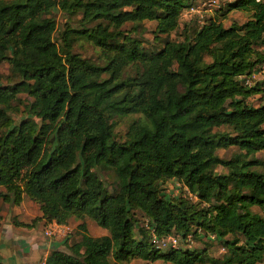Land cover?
Masks as SVG:
<instances>
[{"label":"trees","instance_id":"16d2710c","mask_svg":"<svg viewBox=\"0 0 264 264\" xmlns=\"http://www.w3.org/2000/svg\"><path fill=\"white\" fill-rule=\"evenodd\" d=\"M223 4L248 19L224 27L219 12L184 24L172 41L195 0H0L8 72L0 74V202L27 197L43 224L79 220L78 239L48 251L43 264H217L203 249L151 242L199 232L226 247L223 264L264 260V160L216 154L264 151V87L240 79L264 67V0ZM53 11L66 19L57 32ZM144 20L154 22V41L163 36L159 48L142 47ZM79 40L97 49L98 62L74 51ZM255 93L262 98L253 106ZM128 115L136 117L117 140L114 118ZM99 169L113 173L111 191ZM168 180L190 197L164 196ZM84 218L107 233L89 235Z\"/></svg>","mask_w":264,"mask_h":264},{"label":"rangeland","instance_id":"374dc122","mask_svg":"<svg viewBox=\"0 0 264 264\" xmlns=\"http://www.w3.org/2000/svg\"><path fill=\"white\" fill-rule=\"evenodd\" d=\"M195 2L197 5V6L195 5L196 6L195 10H198V12H195V11L187 12L186 10H183L178 20L179 27L168 35L169 40H172V41L179 40L180 41L184 37L185 33L182 30L184 24H186L187 26L189 25L188 29L190 27L194 28L195 26L201 25L204 18H207L209 16L211 17L215 16L219 12L225 11V17L220 18V21L224 27L228 26L231 22L241 24L248 19V14L246 12L239 11V10H226L225 4H223L225 1H221L219 3L218 7H220V10L218 11L215 10L218 7L207 8L206 6H203L202 4L203 0H195ZM52 16L56 23V32H57L62 29L63 23L66 21V19L64 15L60 13L59 11H53ZM75 18H78V16H75V17L72 16V18L69 19V24L72 23L75 20ZM198 20H201V21L198 22ZM128 26H129L128 24H125L122 26V28L125 29V28H128ZM142 27L144 28V31L141 32L140 34H136L141 39L142 47L145 49L146 48H149V49L159 48L162 44V41L160 38H162L163 36L162 37L160 36L159 39L156 41L153 40L152 30L154 28V22L144 20L142 22ZM56 32L53 34V38L55 41H58L59 38ZM263 47L264 45L258 46L257 49L262 50ZM73 48H74V51L78 52L82 57L89 58L90 60L94 62H98V58H97L98 51L91 44L79 40L74 43ZM207 62H208V58L204 57L203 61L199 64V66H203ZM132 71H133V68H129L127 69L126 72L130 73ZM7 73H8L7 63L5 62L0 63V74L4 76ZM1 81L4 82V79H1ZM248 83L250 86H253V84L255 83H259L260 87L261 86L264 87V67L263 66H259L255 68V70L251 73V75L248 76ZM18 97H19V101L16 103L17 107H16L15 112H13L15 116H19L20 114H22L21 113L22 107H21L20 102L25 100L24 94H19ZM261 98L262 97L260 93H255V94L250 95L247 98V102L250 105L256 106L261 102ZM135 117L136 116L128 115V116L121 117V118H114L113 132L117 140H123L125 138V132L127 130L129 122ZM216 154L222 158H230L233 155H239L240 158H245V157L250 158L251 156H253V157L264 160V151H257V152H253L250 154H245L243 153V151H239L237 148L232 147V146L218 149L216 151ZM217 170H220V168L218 167ZM97 173L100 179L102 180L103 184L111 191V189L114 187V184H115L113 173L105 169H99L97 170ZM161 193L164 194V196L166 197L176 198L178 196H182L185 198H189L188 194L183 192L182 188L179 187V184L173 180H168L166 183L162 184ZM33 204L34 206H32V208L29 210L30 214L33 215V218L31 217V215L29 217L30 219L32 218L30 223L31 222L35 223L36 221H38L39 220L38 217L40 216L38 204L34 202ZM0 208L4 209L6 211V215H8L9 214L8 210L12 208V204L7 203V202L5 203L0 202ZM250 210L256 214H261V210L256 206L250 207ZM136 218L138 219V224L140 223L142 224V219H141L142 217L139 215V213H136ZM0 219H1V216H0ZM78 222L79 220L70 219L68 221V224L72 228V230L70 231L71 233H69L62 240H58V241L56 240L55 242L51 241L55 245L51 246L50 250L58 249L62 251H67L66 245L71 243L74 240H77L79 237V232L76 231V227H75ZM83 222L85 223L87 233L91 236H99V235H103L107 233L105 229L97 226L89 218H84ZM11 223L18 227H27V226L32 225V224L30 225L22 224L21 220H19L18 222L15 217H12ZM210 236H211L210 234L204 235L202 232H199L197 233L195 237L191 236L190 241H186L185 238L182 239L179 236L177 247H180L182 249L183 248L200 249V250L203 249L205 257L209 258L210 260L216 261L217 264H223V262L225 261V258L228 255V253H226V247L221 242H218L216 239L211 238ZM221 248H223L224 250L220 251ZM143 263L144 261L140 259H131L129 262H126V263L122 262V264H143ZM152 264H169V263L161 261V260H156ZM206 264H210V263H206ZM256 264H264V260H261L257 262Z\"/></svg>","mask_w":264,"mask_h":264},{"label":"crops","instance_id":"0c3cea01","mask_svg":"<svg viewBox=\"0 0 264 264\" xmlns=\"http://www.w3.org/2000/svg\"><path fill=\"white\" fill-rule=\"evenodd\" d=\"M32 206L33 202L24 196L18 205H12L8 215L0 209V264H43L51 246L55 245L51 242L55 239L42 235V220L27 227L11 223L12 217H15L18 222L21 220L22 224H29L33 218L29 212Z\"/></svg>","mask_w":264,"mask_h":264},{"label":"built area","instance_id":"2783aa9c","mask_svg":"<svg viewBox=\"0 0 264 264\" xmlns=\"http://www.w3.org/2000/svg\"><path fill=\"white\" fill-rule=\"evenodd\" d=\"M221 1H229V0H203L202 4L203 6H206L207 8H214V7H218ZM196 6L195 5L191 6L190 8H188L187 12H192V11L198 12V10H195ZM200 21L201 20H198V22ZM242 78L245 84H249L248 78L240 77V79ZM185 193H187V191ZM188 197H190L189 194H188ZM71 230L72 228L69 226L68 223L60 224L54 221H50V222L43 224L42 235L45 238L62 240L70 233ZM210 237L212 238V236ZM178 240H179V236L173 233H169L160 238H156L154 235H152L151 237V242L155 244L156 248H167V247L175 248L177 247ZM185 240L190 241L191 236L189 234L186 235ZM223 250H224L223 248L220 249V251H223Z\"/></svg>","mask_w":264,"mask_h":264}]
</instances>
